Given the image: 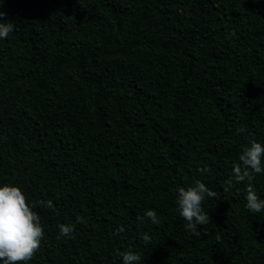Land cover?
<instances>
[{"label":"trees","instance_id":"16d2710c","mask_svg":"<svg viewBox=\"0 0 264 264\" xmlns=\"http://www.w3.org/2000/svg\"><path fill=\"white\" fill-rule=\"evenodd\" d=\"M0 12L16 25L0 39V186H18L45 230L28 264H122L129 249L140 264H264V211L232 177L242 149L264 144V0H0ZM196 179L217 193L206 235L177 211ZM252 186L264 199V173ZM147 210L159 225L138 220ZM61 223L74 238H56Z\"/></svg>","mask_w":264,"mask_h":264},{"label":"clouds","instance_id":"9594fccd","mask_svg":"<svg viewBox=\"0 0 264 264\" xmlns=\"http://www.w3.org/2000/svg\"><path fill=\"white\" fill-rule=\"evenodd\" d=\"M5 14L0 12V17ZM16 25L12 22H4L0 19V39H7L9 34L14 32ZM243 133L244 128L237 129ZM201 173L211 171L210 167L205 166L198 169ZM264 173V144L252 140L249 146H245L239 157L238 162L232 164V177L234 182L239 184L247 181L246 184V205L245 207L251 213H260L264 211V199L257 195L252 182L257 174ZM233 183V180H229ZM217 193L211 190L204 182L199 179L194 181L192 186L187 188H178V197L176 203L179 216L186 221V230L192 234H201L198 226L203 225L206 235V226L210 224V218L204 212L202 204L207 198H215ZM41 205L48 209L55 210L51 200L40 201ZM147 218L154 225L160 224V219L155 210L145 211L138 220ZM77 223H86L82 216L76 217ZM73 225L61 223L59 225V234L57 239L62 237L74 238ZM123 226L116 229V234L124 233ZM45 230L41 224L39 214L33 210L27 202V197L18 186L5 184L0 186V264H28L41 246L44 239ZM146 244L150 242L151 237L147 233L140 236ZM122 258V264H140L142 257L139 253L131 249L127 251H118Z\"/></svg>","mask_w":264,"mask_h":264}]
</instances>
